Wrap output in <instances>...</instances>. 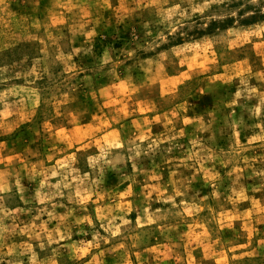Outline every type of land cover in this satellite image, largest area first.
Segmentation results:
<instances>
[{
  "label": "rangeland",
  "instance_id": "1",
  "mask_svg": "<svg viewBox=\"0 0 264 264\" xmlns=\"http://www.w3.org/2000/svg\"><path fill=\"white\" fill-rule=\"evenodd\" d=\"M0 264H264V0H0Z\"/></svg>",
  "mask_w": 264,
  "mask_h": 264
}]
</instances>
